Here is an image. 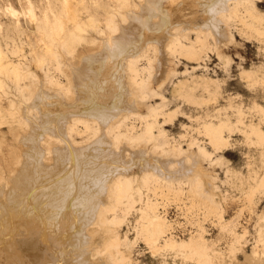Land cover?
I'll use <instances>...</instances> for the list:
<instances>
[{
	"label": "bare ground",
	"instance_id": "bare-ground-1",
	"mask_svg": "<svg viewBox=\"0 0 264 264\" xmlns=\"http://www.w3.org/2000/svg\"><path fill=\"white\" fill-rule=\"evenodd\" d=\"M39 2L3 4L15 20L28 19L40 50L21 62L0 45V253L28 255L31 264H131L142 240L152 255L174 253L181 264H227L200 223L175 239L167 216L174 203L214 217L234 259L248 231L237 229L242 209L223 219L226 196L212 166L234 126L241 129L259 149L240 183L243 199L256 205L264 195V129L246 123L238 106L233 120L224 106H212L201 139L183 143L165 129L175 109L161 89L176 76L178 55L197 65L210 50L223 56L233 26L262 39L256 0ZM173 88L198 100L185 81ZM217 93L199 101L215 102ZM258 220L248 264H264V215Z\"/></svg>",
	"mask_w": 264,
	"mask_h": 264
},
{
	"label": "rangeland",
	"instance_id": "rangeland-1",
	"mask_svg": "<svg viewBox=\"0 0 264 264\" xmlns=\"http://www.w3.org/2000/svg\"><path fill=\"white\" fill-rule=\"evenodd\" d=\"M7 1L13 3L17 8L25 5V0H0V45L10 53L12 59H20L21 62H25L26 59H30L33 52L40 50L37 32L33 31L26 17L21 16L17 21L5 11L3 4ZM33 1L35 3L40 1L38 6L40 3L45 5V0ZM256 3L259 10L264 12V0H256ZM56 4V6L59 5ZM232 33L234 39L223 49V56H219L215 51L210 50L199 65L181 55L174 59L176 76L163 86L161 94L165 97L167 107L170 110L175 109L171 121L166 122L165 129L171 136L181 139L183 143L191 138L198 141L201 139V135L198 133L201 120L206 111L214 112L212 106L216 108L224 106L231 118L235 114L233 110L238 106L243 110L242 119L246 123H259L264 129V114L253 107L254 104H258L264 108V36L262 39H258L242 34L234 26ZM193 66L195 68L194 73L192 72ZM243 70L249 72L250 75L243 73ZM182 76L184 77L182 78ZM178 80L185 81L191 86L193 88L192 93L198 97V100L175 93L173 85ZM204 80H208L206 88ZM214 89L219 91L215 99L216 103L214 100L199 101L208 95L209 90L213 91ZM150 100L158 104L160 96L155 95ZM2 104L6 106L7 102L2 100ZM233 105L235 108L232 107ZM2 128L5 129L6 134L9 133L6 125H3ZM234 129L230 136L232 142L221 152L222 161L212 166L217 175L219 189L226 196V203L223 202L225 205L223 219L231 220L237 209H242L243 211L238 217L237 229L241 231L242 226H245L248 231L246 241L243 242L242 248L236 252L234 259L229 257L227 253L226 247L229 237L227 235L222 237L223 232L220 231L218 222L214 217L203 220L199 212H188L186 208L184 210L182 206L174 203V205L168 206L167 216L172 223L170 233L174 235L175 239H187L191 234H195L196 229L199 228L197 224L200 223L205 230L203 232L205 238L209 241L216 240V247L223 249L226 253L227 264H248L253 258V247L258 234V218L264 215V195L256 196V199L258 198L256 205L248 204L243 199L241 179L249 172L250 165L257 164L259 149L254 145L248 146L242 136L241 129L235 126ZM8 140L10 141L11 138L9 137ZM27 256L21 255L22 261L20 256H17L19 257L17 259L16 255L6 256V254L0 253V263L31 264L32 262ZM131 256V264H159L162 260L165 264H181L180 257L175 256L174 253L161 252L152 255L142 240L137 241ZM34 263L40 264L41 261L38 260Z\"/></svg>",
	"mask_w": 264,
	"mask_h": 264
}]
</instances>
